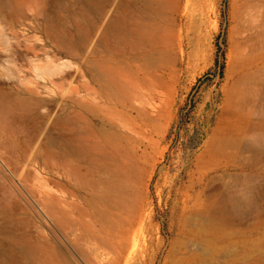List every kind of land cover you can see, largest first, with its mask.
Segmentation results:
<instances>
[{"label": "rangeland", "instance_id": "obj_1", "mask_svg": "<svg viewBox=\"0 0 264 264\" xmlns=\"http://www.w3.org/2000/svg\"><path fill=\"white\" fill-rule=\"evenodd\" d=\"M128 4L0 0V264H264V0Z\"/></svg>", "mask_w": 264, "mask_h": 264}, {"label": "bare ground", "instance_id": "obj_2", "mask_svg": "<svg viewBox=\"0 0 264 264\" xmlns=\"http://www.w3.org/2000/svg\"><path fill=\"white\" fill-rule=\"evenodd\" d=\"M146 4V9L143 13L145 21L136 22L129 17L131 13V5L126 8H118L109 18L105 35L102 40L112 37L115 38L120 46L127 40L128 34L133 38L130 42L132 46H140L150 44L155 48V51L149 53L151 57L160 56L162 53L158 47L162 44H167L169 36L165 33V27L169 21L171 14L174 13L177 0H143ZM151 15L148 17V15ZM154 17V18H151ZM134 20V21H133ZM79 148L83 150H96L94 145L88 143H79ZM87 153V152H86ZM85 153V154H86ZM27 251L32 249L27 248ZM133 252L123 256L124 264H129L132 259ZM121 260V259H120Z\"/></svg>", "mask_w": 264, "mask_h": 264}]
</instances>
